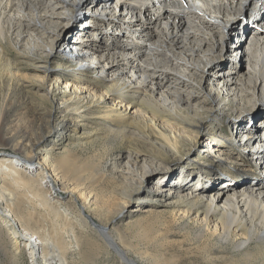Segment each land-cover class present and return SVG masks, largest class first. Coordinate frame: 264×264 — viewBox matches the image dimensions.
I'll use <instances>...</instances> for the list:
<instances>
[{
	"label": "bare ground",
	"instance_id": "1",
	"mask_svg": "<svg viewBox=\"0 0 264 264\" xmlns=\"http://www.w3.org/2000/svg\"><path fill=\"white\" fill-rule=\"evenodd\" d=\"M37 1L0 0V58L5 55L4 45L18 50L16 45L26 41L27 44L29 43V50H33L36 41L43 39L41 35H47L36 23L33 24L28 20L30 16L34 20H39L41 24L48 22L62 31L65 27L63 21L66 22L64 19L69 17L70 11L83 9L86 2V0H58L57 3H54V0H51L49 3L40 2V5ZM113 2L118 7V18L109 15L110 12L102 16L96 15L98 10L106 13L109 4ZM90 3L93 6L90 12L93 16L90 19H93L96 27L107 29L114 26L116 30L113 32V35H116L114 41L105 45L95 40L92 41L94 45L89 47L87 45L81 47L77 43L70 44L71 47H75L77 52L60 56L58 64L50 71L59 75L56 76L57 79L65 77L72 82L97 85L103 88L111 98H117L120 103H124L129 111L135 108L143 109L151 114V119L148 122L139 121L116 109L106 108L101 99H96L90 94L74 96L62 101L68 91L66 90L67 84L65 83L63 89L54 82L49 84L47 93L52 102L56 103L55 110L57 112L53 117L55 121L59 119L55 129L60 134L64 135L66 131L76 133L79 126L77 119L86 118L91 112L101 110V119L104 126L107 127L108 133L114 132L122 137H128L127 127L135 126L147 139H150L152 135L156 136L163 145V155L165 156V153L169 152L173 157L175 168L180 164H188V158L184 156L185 153H182L181 149L183 147L182 139L162 132L160 125L156 124L157 121L158 123L160 120L171 121L184 126L195 125L201 129L205 138L212 145L214 144L219 148L227 147L241 159L246 157L247 152L259 161L264 160V151H261V148L264 147V127L251 125V128L248 129L249 127L241 125L243 121H239V124L229 119L226 123L222 121L228 115H232L234 112L239 113L243 109V103L240 101L244 102L252 97L250 91L255 90L256 94H264V28H257L254 24L253 26L246 24V26L240 27V23L231 27L229 23L244 4V7H248L249 12L253 13V17L261 18V15L264 14V0H90ZM59 8L62 9V12L57 13L56 10ZM137 14L143 19L138 23L139 27L133 29L135 20H129L128 17L131 18ZM51 18L57 20L52 21ZM77 28L75 27V29ZM211 31L213 34L210 33ZM209 34L211 36L207 37ZM231 34H236V37L241 40V44H243L244 36L248 34L258 38L256 48L259 52L254 50L257 53L256 61L251 66L255 79L250 78L248 83L251 88L248 87L237 93L236 81L231 77L235 71L234 67H231L226 72L229 75H225V71L218 73L224 77L215 80V85L218 86H215L214 91L212 90L214 99L211 100L210 97L201 99L200 85L203 78L200 71L204 72L205 68L212 71L224 65L217 56L204 59L202 54L211 55L214 49L216 51L222 49L223 43L225 44L226 39L229 40ZM65 43L68 46L69 40ZM209 44L211 47H208ZM205 46H207L206 49L202 50ZM239 50L240 47H235L233 53L237 56ZM175 51H178V54L184 58L180 59L179 55L174 58L176 53L173 52ZM17 52L21 53L20 51ZM166 52L172 53V56L169 57ZM169 58L174 59L175 62L189 64L184 70L189 71L194 83L192 81L187 82L178 76L162 77L160 73L158 74V66H166V61ZM215 58L218 59L215 60ZM95 60L94 66L89 65ZM213 62L214 64L211 65ZM161 63L162 65H159ZM209 63L210 66L208 67ZM85 65L89 66L87 73L81 69V67L85 68ZM8 67H11L9 68L11 71L12 65H8ZM156 74L158 75L155 77ZM206 76L204 75V77ZM161 85L167 87V90H158ZM222 90L228 91L227 95L234 99L237 98V95L238 97L239 95L245 97H239L237 99L240 100L239 102L220 103L219 97ZM215 99L220 104L219 110L214 109L211 105ZM6 110L4 106L0 107V139H2L0 145H7L14 152L5 155L0 153V221L1 229L10 238V242L6 243L11 248L16 264L22 247L29 255L31 264H66V256L74 255L78 250V236L75 233L66 232L69 228H62L61 224L55 227L56 222L54 223V221H57L56 219L53 221L55 229L52 232L49 231V226L47 227L45 223L49 222L46 221L49 219V216L46 219L47 213L56 218L61 212L53 213L49 209L51 199L46 193V190L53 193L56 188L46 172V162L47 159L51 158L50 155L54 148L51 147L39 159L41 161L35 163V155H32L31 150H28L30 147L26 143L27 137L21 135L17 130L12 132L7 126L10 121L4 116ZM219 111H223L224 114ZM70 114L71 116L76 114L75 119L77 121L74 118H68ZM260 115L264 116V111ZM69 120L72 122L71 124H69ZM15 121L14 126H17L20 119ZM236 127H239L238 130L244 139L248 138L242 149L235 147L232 140L234 139L232 129L236 131ZM246 130L249 131L246 132ZM251 143L253 146L250 145ZM150 145L156 146L153 143ZM215 150L222 155L221 150L217 148ZM159 154L161 155V151ZM202 158L203 160L196 162V165H202L201 167L204 169L207 168L208 173L212 172L211 175L214 176L211 179H214L213 181L221 180L223 177L222 186L218 189L213 186L210 196L207 195L209 189H205L203 186L196 189L195 192H187L186 195L180 194L179 190L183 187L171 189L163 187L161 190L152 188L146 192L145 199L155 204L161 203L167 211L164 214H146L143 219L126 224V229L131 232L130 236L132 234L134 237H141L142 242H148L151 237L156 240L159 236L161 241L165 240V243L160 245L162 244L160 240H158L160 244L157 241H152L154 243H151V246H154L155 250L162 248L161 246H166L180 252L181 257L197 253L208 264H218L219 261H222L219 263L225 264L224 259L228 258L223 256L224 253L228 255L231 261L232 258H236L238 264H264V189H261V186H264L263 171L256 172L257 168L253 167L250 172L235 175L237 177L234 178L232 177L234 175H229L232 174L229 165L213 164V160ZM57 164L62 168L65 177H81L83 184L90 179L89 177L93 179L97 175V173H84V167L71 164L67 159H63L61 163ZM99 170L103 173L105 168L100 166ZM189 182L190 180L187 184ZM11 187L18 192L23 191V198L29 199L32 207L30 215H20L22 213L20 201L18 200V202L17 198L13 197L14 193L8 190ZM214 192L216 201L213 202L208 197H213L214 194L212 195V193ZM92 199L91 202L84 201L82 203L80 215L90 219L88 215L98 214L100 225L95 223L99 226L94 227L98 229L97 233L105 239L107 247H111V250L117 254V259L123 264H137L127 256L129 252L128 241H124L119 233L110 228L114 219L107 218L105 212L99 209L98 194L92 195ZM222 200V204H219ZM41 211L44 212L42 218L41 213L39 214ZM177 212L183 214V217H177ZM191 214H195L196 217L202 216L203 224L193 222L190 217ZM91 219L90 222H92ZM150 220L155 221L152 227H139L143 222H151ZM214 221L220 226V231L211 230L209 227L210 223ZM81 222L86 229L92 231L88 227L87 221ZM61 232H65L62 236L65 239L62 244L59 240ZM170 235L182 236L187 243H183L184 241L167 242L166 239ZM90 236V233L86 235L89 240L91 239ZM251 250L255 251L250 252ZM108 253L112 254L110 251ZM142 255L149 260L146 254L141 253L140 256L142 257ZM163 256L161 254L157 258H150V261L153 264H164L167 260ZM178 261L177 257L176 259L171 258L169 264H181ZM232 262H235L234 259Z\"/></svg>",
	"mask_w": 264,
	"mask_h": 264
},
{
	"label": "rangeland",
	"instance_id": "2",
	"mask_svg": "<svg viewBox=\"0 0 264 264\" xmlns=\"http://www.w3.org/2000/svg\"><path fill=\"white\" fill-rule=\"evenodd\" d=\"M49 1L51 0H38L37 2L40 4V2L49 3ZM57 1L58 0H54V3H57ZM84 4L85 6L83 9L79 11H70V14H68L69 17L64 19L66 22L63 21V24L65 23V27L62 31H59L55 25L49 24L48 22H43L41 24L39 20H34L33 17L30 16L28 20L33 24L36 23V25L40 27V29L47 35H41L43 36V39L41 41H36V46L33 50H29V43L27 44L26 41H22L21 44L16 45L18 50L12 48L11 46L4 45L5 55L0 58V107L4 106L5 110L7 109L4 115L10 121H8L9 123L7 126L12 132L17 130L21 135L27 137L26 140L28 141L26 143L30 147L28 150H31L32 155H35V163L40 162L41 160L39 159H41V157L44 156V154H46V152L51 147L54 148V151L50 155L51 158L47 159L46 172L47 175H49L51 183L53 182L56 188L53 193H49L48 190H46V193L49 194L48 197L51 199L49 209H51L53 213L59 211L61 212L58 213L56 218L47 213L46 219L48 216L49 219L46 221L49 222L45 223L47 224V227L49 226L48 229L50 232H52L55 227H58L61 224L62 228H69L66 232H72L78 236V250L74 255L69 254L66 256V264H123L117 259V254L111 250V247H107L105 239H103L99 233H97L98 229L94 227L100 225L99 215L87 214L90 219L92 218L91 220L94 224L89 221L90 219L85 218L82 214L80 215V212L82 213V203L84 201L91 202L93 200L92 195L98 194L99 200L97 203H99V209L105 212L107 218L114 219V222L110 228L119 233L124 241H128L129 254L127 253V256L133 259L137 264H153V262L150 261V258H157L161 254L162 256L165 254L163 257L167 260V262L164 264H169L171 258L176 259V257L181 264H208L204 261L201 255L197 253H192L191 255L181 257L180 252L166 246H161L163 249L159 248L158 246L159 249L157 248L158 250H155L156 248L154 246L152 247L151 243L157 241L160 244L161 240L159 236L156 240H153L151 237L149 238L148 242H142L140 239L141 237H134L132 234L130 236L131 232L129 229H126V224L135 223L136 221L143 219V216L146 214H164L167 211L161 203L155 204L148 202L145 199L146 192L150 191L152 188H159L161 190L163 187L166 189L183 187V189L179 190L180 194L186 195L187 192H195L196 189H199L203 186L205 189H209L207 191V195L209 194V196L211 195L213 186L215 189L220 188L224 182L223 177L221 180L213 181L214 179H211V177L214 176L211 175L212 172L208 173V170H206L207 168L204 169L201 167L202 165H196V162L203 160L202 157H205L207 160H213V164L221 163L224 165H229V169L232 170V174L229 175H234L232 176L234 178L237 177L235 175H243L250 172L253 167L257 168L256 172L262 170L264 173V160L259 161L253 157V155L247 152L246 157L241 159L234 154V151L228 150L227 147L219 148L214 144L212 145V143H210L209 140L205 138L201 129L199 127L197 128L195 125L184 126L171 121L164 122V120H160L159 123L157 121L156 124L160 125L159 127H161L160 129L162 132L169 136L174 135L180 138V140L182 139L181 142H183V147H181V149L182 153H185L184 156L188 158V164H180V166L175 168V165L173 164L174 161L172 160L173 157L169 152H166L165 156L163 155V145L156 136L152 135L150 139H147L145 135L136 129L135 126L127 127L128 137H122L121 135L114 132L108 133L107 127L104 126V123L101 119V110H99V112H91L86 118L81 117L77 119L79 121V126L76 133L73 134L69 131H66L64 135L60 134V132L55 129L57 125L56 122L59 119L55 121V118L53 117L57 112L55 110L56 103L52 102L49 94L47 93L49 84L54 82L63 89L65 87V83L67 84L66 90L68 91L66 92V96L63 98V100L61 99L62 101L68 98H73L74 96H86L90 94L96 99H101V102H104L103 105L106 108L116 109L119 112L130 115L139 121L148 122L151 119V114L143 109L135 108L129 111L128 107L124 106V103H120L117 98L112 97V99L108 94L105 93L103 88L97 85L85 84L83 82H72L65 77L57 79L56 76L59 75L53 71H50L51 68L58 64L60 56L63 54L69 55L70 53L77 52V50L74 49L75 47H71L70 44L77 43L80 44L81 47H86V45L89 47L92 46V44L94 45L92 41L95 40L105 45H108L110 42L114 41L116 36L113 35V32L116 31L115 27L110 26L107 29L103 27H96L94 25L95 22L92 21L93 19H90V17L93 16V14L90 13L93 7L90 3V0H86ZM244 6L245 4L243 7ZM42 7H44V5H42ZM108 7L109 9H107L106 13L99 12L100 10H98L96 15L102 16L110 12L109 15L118 18V7H116L114 2L109 4ZM243 7H241V9L235 13L234 17L229 22L231 24L230 26L233 27L234 24L237 23H240V27L244 25L246 26V24H252L253 26L254 24L255 27L263 29L264 14L261 15V18H256V16L253 17V13L249 12L248 7ZM56 12H62V9L59 8L56 10ZM128 18L129 20L133 19L132 21L135 20L133 22L135 23L133 25V29L138 28V23L143 19L139 14L133 15L131 18L129 16ZM51 19L52 21L57 20L56 18ZM99 22L102 24L101 21ZM75 27L78 28L75 29ZM210 33L213 34L212 31ZM209 36L211 35L209 34L207 37ZM25 40H27V38H25ZM68 40L69 45L67 46L65 42H68ZM257 40V37H254L252 34H248L247 36H244L242 41L243 44H241V40L236 37V34H231L229 40L226 39L225 44L223 43L222 49H217L219 51L214 49L211 55L202 54L204 59L217 56L220 59L219 61L224 63V65L222 67L215 68V70L212 71H210L209 68H205L204 72L202 70L200 71V75L203 78L200 85L201 99L204 97H210L211 100L214 99L213 91L218 86L215 85V80H219L224 77L218 73L225 71L224 74L229 75V73L226 72L231 67H234L235 71V74H232L231 77L236 81L235 85L237 88V93H240L248 87L251 88V85H248V83L250 82V78L255 79L254 75L252 74L251 66L256 61L255 57L257 53L254 52V50H257ZM259 42L261 43V40H259ZM206 47L207 46L202 48V50H205ZM208 47H211L210 44ZM235 47H240L237 56L235 53H233ZM17 51H20L21 53L19 54ZM257 52L259 51L257 50ZM173 53H176L174 58L178 55L180 59L184 58V56L178 54V51ZM166 55L171 57L172 53L166 52ZM218 58H215V60ZM166 62V66H158L159 70L157 73H160L162 77L178 76L187 82H193L189 71L184 70L189 64L186 65L184 62H175L174 59L170 58L167 59ZM95 64L96 60L89 65L94 66ZM213 64L214 62L211 65ZM8 65H12L11 71L9 70L11 67H8ZM159 65H162V63ZM85 66V68L81 67V69L83 72L85 71L84 73H87L89 66ZM207 66L209 67L210 63ZM158 74H156L155 77ZM203 74L207 76L204 77ZM81 76L83 75L81 74ZM161 89H165L166 91L167 87L165 88L163 85H161L159 86L158 90ZM222 91L219 97V100L221 101L220 103L223 102L225 104H229L233 101L239 102L240 100H237L239 97H245L244 95H239L238 97L236 94L237 98L234 99L232 96L227 95L228 91ZM250 93L252 97H249L247 101H240V103H243V109H241L239 113L234 112V114L228 115L227 118L222 119L223 123H226L227 119H229L238 122V124L239 121H243L241 122V125L247 128L249 127L248 129L251 128V125H258L260 128L264 127V116L260 115V113L264 111V94H256L255 90L250 91ZM211 105L216 110H219L220 108V104L217 103V99H215ZM219 112L224 114L223 111ZM75 117H77L76 114H72V116L70 114V117L68 118L75 119ZM17 119H20V122L18 123L19 126L18 124L17 126H14V124H16L15 120ZM71 123L72 122L69 120V124ZM236 129V131L232 129V133L234 134V139L232 140L234 141L235 147L242 149L244 144H246L248 141V138H245L246 140L243 143L242 139H244V137L242 133L239 132V127H236ZM247 131L249 130H246V132ZM1 143L2 139H0V144ZM150 143H153L156 146H151ZM252 143L250 145H252ZM215 148L221 150L222 155H220L219 151L217 152ZM160 151L161 155L159 154ZM261 151H264V147L261 148ZM0 153L5 155L9 153L12 154L14 152H12V150L8 148L7 145H0ZM63 159H67L71 164L84 167V173H97V175L93 179L89 177L90 179L84 182L85 185L83 184L81 177L73 176L71 177L72 179L68 178L67 176L65 177L62 172V168L59 166V164H57L61 163ZM100 166L105 168L103 173L101 172L102 169L99 170ZM189 180L190 182L187 184ZM261 189H264V186H261ZM8 190L14 193L13 197H16L17 201H20L22 212L20 215H30L32 212L31 202L29 199L23 198V191L18 192L12 187ZM212 195L213 197H207L209 200L212 199L214 202L216 201L215 192L212 193ZM223 200L219 204H222ZM67 209L69 211H66ZM39 214L42 218L44 212L41 211ZM177 214L180 215L178 216ZM182 215L183 214L181 213H176L177 217H183ZM190 217L193 222H199L203 224L202 216L196 217L195 214H191ZM55 219L57 221H54ZM53 221L54 223L56 222L55 227L53 225ZM81 221H87V225L92 231L90 232L88 229H86ZM150 221L151 222H143L139 227H152V224H154L155 221ZM95 223L99 225H96ZM1 225L2 224L0 221V264H16L13 260L11 248L7 244L10 242V238L6 235L4 230L1 229ZM209 227L211 230L215 229L220 231V226L216 221L211 222ZM71 228L72 231H70ZM64 233H60L59 240L61 244L65 240L64 237H62ZM88 233L91 235L90 240L86 237ZM166 241H184L183 243H187V241L182 236L176 235H170ZM161 242L162 244L160 245H163L165 240ZM106 248L112 254H109V251ZM224 251L229 253L226 250ZM253 251L255 250H251L250 252ZM141 253L146 254L147 257H149V260L145 259V256L143 257V255L141 257ZM223 256L228 258L224 259L226 261L225 264H238V262L235 260L236 258H232V261L233 259L235 261L232 262L229 260L227 254L224 253ZM17 259V264H31V259L23 247ZM219 262L218 264H221Z\"/></svg>",
	"mask_w": 264,
	"mask_h": 264
}]
</instances>
